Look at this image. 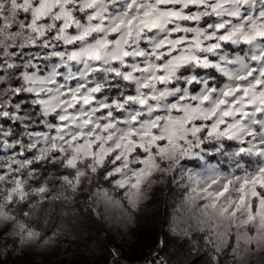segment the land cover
<instances>
[{
  "label": "snow or ice",
  "instance_id": "snow-or-ice-1",
  "mask_svg": "<svg viewBox=\"0 0 264 264\" xmlns=\"http://www.w3.org/2000/svg\"><path fill=\"white\" fill-rule=\"evenodd\" d=\"M170 183L171 234L264 264V0H0V257L77 239V205L128 229Z\"/></svg>",
  "mask_w": 264,
  "mask_h": 264
},
{
  "label": "trees",
  "instance_id": "trees-1",
  "mask_svg": "<svg viewBox=\"0 0 264 264\" xmlns=\"http://www.w3.org/2000/svg\"><path fill=\"white\" fill-rule=\"evenodd\" d=\"M188 165H195L189 163ZM52 166L44 165L42 172L51 169ZM171 184V183H170ZM167 189L158 196L160 227H150L130 235L128 239L118 241L108 231L102 219L96 218L83 205H77L75 214L68 220L67 226L77 237L75 240L62 241L67 247L68 253L73 258L72 264H111L112 249L119 251L121 264H132L147 261L155 253L170 264H209L208 252L202 246V240L198 235L192 239L177 237L167 229L169 220V205L171 197H168ZM163 240L162 247L158 241ZM70 244V247L68 246ZM18 246L9 245L8 251L0 257V264L13 261V256ZM125 262V263H124ZM62 264H70L63 258Z\"/></svg>",
  "mask_w": 264,
  "mask_h": 264
},
{
  "label": "rangeland",
  "instance_id": "rangeland-1",
  "mask_svg": "<svg viewBox=\"0 0 264 264\" xmlns=\"http://www.w3.org/2000/svg\"><path fill=\"white\" fill-rule=\"evenodd\" d=\"M188 167L196 168L198 165H187ZM179 179V177H177ZM167 189L168 197H171V202L169 205V223L173 219L174 213L178 214L177 210L180 207L181 198L183 195V189L177 184H168L166 186H157L154 189L152 194V199L149 200L146 205L143 207L142 211L137 216L136 223L129 227L128 229L117 228L108 220H103L105 226L107 227L110 234L115 238V240L123 241L128 239L130 235L138 233V231H143V229H148L150 227H160V218H159V206L161 201H158V196L162 193L163 189ZM168 230V229H167ZM195 235V234H194ZM65 244L61 242L59 248L51 254H39L38 250L34 248H23L21 250L15 251L13 256V261L6 264H62L63 258H66V262L70 264L73 263L72 256L68 253V250L65 252ZM258 258H253V264H257ZM125 263V262H124ZM127 264V262L125 263ZM130 264V263H129ZM132 264H141L140 262H134Z\"/></svg>",
  "mask_w": 264,
  "mask_h": 264
}]
</instances>
